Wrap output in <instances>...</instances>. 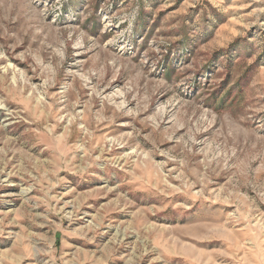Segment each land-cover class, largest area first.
I'll return each instance as SVG.
<instances>
[{"label":"rangeland","instance_id":"rangeland-1","mask_svg":"<svg viewBox=\"0 0 264 264\" xmlns=\"http://www.w3.org/2000/svg\"><path fill=\"white\" fill-rule=\"evenodd\" d=\"M0 264H264V0H0Z\"/></svg>","mask_w":264,"mask_h":264}]
</instances>
